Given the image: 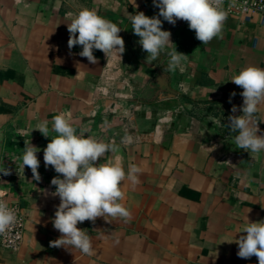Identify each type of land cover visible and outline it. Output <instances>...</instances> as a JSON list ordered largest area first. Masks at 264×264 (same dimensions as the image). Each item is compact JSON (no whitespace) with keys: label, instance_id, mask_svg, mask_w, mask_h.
Returning a JSON list of instances; mask_svg holds the SVG:
<instances>
[{"label":"crops","instance_id":"0c3cea01","mask_svg":"<svg viewBox=\"0 0 264 264\" xmlns=\"http://www.w3.org/2000/svg\"><path fill=\"white\" fill-rule=\"evenodd\" d=\"M81 7L122 29L125 52L121 62L112 59L117 70L108 96L92 93L101 83L102 51H93L92 64L79 55L82 46L68 48L66 14ZM140 11L159 13L153 0H136V7L133 0H0V170H10L0 172V190L24 215L22 244H0V264H258L255 256L238 257V245L228 242L246 235L247 218L264 220V152L238 149L236 134L223 124L243 114V89L231 78L249 65L264 69V20L227 15L222 37L204 45L187 22L172 25L160 17L176 50L188 55L183 72H167L166 54L146 63L129 19ZM116 100L121 104L113 114L107 108ZM67 111L78 133L86 129L119 146L126 171L130 164L142 168L139 184L123 185L120 202L130 220L78 223L92 237L93 256L50 243L61 235L52 224L60 200L51 195L58 174L45 168L43 149L56 135L53 117ZM256 115L262 135L264 105ZM43 121L47 138L35 129ZM126 135L132 143H121ZM25 141L40 149V181L20 167Z\"/></svg>","mask_w":264,"mask_h":264},{"label":"clouds","instance_id":"9594fccd","mask_svg":"<svg viewBox=\"0 0 264 264\" xmlns=\"http://www.w3.org/2000/svg\"><path fill=\"white\" fill-rule=\"evenodd\" d=\"M133 4L136 7V0H133ZM153 4L159 9L157 16L149 17L142 11L129 14L131 29L140 38L138 43L147 53V64L156 61L163 53L169 58L163 71L183 72V62L188 59V55L176 50V45L171 41V32L162 30L160 17L172 25H175L177 20L187 22L189 29L195 32L196 39L204 45L214 38L222 37L228 15L223 7L224 0H153ZM66 16L69 19L67 43L70 50L76 45L82 46L79 55L87 58L92 64L97 63L94 50L102 51L107 62L110 59L121 62L125 42L119 35L122 29L116 23L100 16L95 9L87 7H81L76 12L70 11ZM230 81L243 89L240 93L243 97V114L230 115L229 123L223 126L236 134L233 142L238 149L258 156L264 152V134H257L260 131V121L256 115L260 106L264 105V69L249 65ZM235 95V92L231 94ZM231 111L235 113L237 107L233 105ZM48 123L43 121L35 128L46 138L49 137ZM51 131L56 135L51 137L43 149V160L45 168L51 166L58 174L51 180V185L55 186L51 195L59 197L60 200L52 224L61 234L58 239L50 242L51 246L74 248L84 255L93 256L95 249L92 237L86 229L78 228V223H95L97 218L101 217L106 221L108 217L125 222L130 220V210L120 202L125 198L123 185L125 181L133 186L139 184L142 168L130 164L126 171L122 158L116 155L119 152L118 145L86 135V129L78 133L73 125L71 111L55 115L51 121ZM132 142L133 138L128 135L121 141L124 144ZM39 151L40 149L30 141H25L23 154L19 157L21 169L24 172L25 166L30 168L32 179L35 181L41 180L38 172ZM110 154L113 159L98 162ZM0 172L4 175L10 174L7 168ZM17 223L16 209L10 207L5 199H0V236L7 237ZM242 233L246 235L228 242L238 245L237 256L242 259L255 256L258 264H264V220L249 222L247 218Z\"/></svg>","mask_w":264,"mask_h":264},{"label":"built area","instance_id":"2783aa9c","mask_svg":"<svg viewBox=\"0 0 264 264\" xmlns=\"http://www.w3.org/2000/svg\"><path fill=\"white\" fill-rule=\"evenodd\" d=\"M224 9L227 11L228 15L240 16L244 20H248L253 14H259L264 20V0H224L223 4ZM103 56V69L101 72V83L93 89V96L96 98L100 96H108L110 93V87L115 81L116 77L112 74L116 72L117 68L112 63V59L107 62L105 54L102 52ZM119 100H116L112 108H107L111 113H116L120 106ZM164 119L159 118L155 125L156 129L161 128ZM102 133L107 132V128L104 126L101 129ZM0 199H5V192L0 190ZM6 200V199H5ZM7 201V200H6ZM8 202V201H7ZM9 203V206L16 209L18 216V223L11 230L10 234L5 236H0V244L4 248L8 249H18L23 241L24 234V215L21 209L13 203Z\"/></svg>","mask_w":264,"mask_h":264},{"label":"water","instance_id":"95a60500","mask_svg":"<svg viewBox=\"0 0 264 264\" xmlns=\"http://www.w3.org/2000/svg\"><path fill=\"white\" fill-rule=\"evenodd\" d=\"M0 154H1V142H0Z\"/></svg>","mask_w":264,"mask_h":264}]
</instances>
